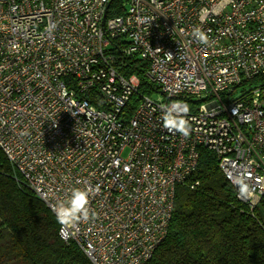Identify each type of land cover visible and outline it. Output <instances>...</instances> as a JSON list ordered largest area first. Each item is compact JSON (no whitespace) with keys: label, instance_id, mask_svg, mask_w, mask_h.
Masks as SVG:
<instances>
[{"label":"built area","instance_id":"1","mask_svg":"<svg viewBox=\"0 0 264 264\" xmlns=\"http://www.w3.org/2000/svg\"><path fill=\"white\" fill-rule=\"evenodd\" d=\"M134 58L157 99L120 71ZM174 103L189 109L187 136L163 126ZM200 149L252 211L264 195V0H0V151L55 218L73 189H91L88 218L57 221L90 264L152 257Z\"/></svg>","mask_w":264,"mask_h":264},{"label":"trees","instance_id":"2","mask_svg":"<svg viewBox=\"0 0 264 264\" xmlns=\"http://www.w3.org/2000/svg\"><path fill=\"white\" fill-rule=\"evenodd\" d=\"M120 13L113 9L108 16ZM144 68L134 58L120 71L138 78L139 94L151 95ZM138 101L137 94L130 97L122 118ZM58 228L0 151V264H90L73 242L59 238ZM145 264H264V195L252 211L238 202L214 155L200 149L196 169L175 188L167 234Z\"/></svg>","mask_w":264,"mask_h":264},{"label":"clouds","instance_id":"3","mask_svg":"<svg viewBox=\"0 0 264 264\" xmlns=\"http://www.w3.org/2000/svg\"><path fill=\"white\" fill-rule=\"evenodd\" d=\"M193 36L202 44L208 43L207 35L200 29H194ZM188 111L187 105L184 104L174 103L170 106H165L162 117L164 128L187 136L190 131L188 121L185 118ZM90 192L91 189H73L68 202L66 204L60 203L55 207L54 212L57 221L64 225L74 222L78 217L88 218Z\"/></svg>","mask_w":264,"mask_h":264},{"label":"rangeland","instance_id":"4","mask_svg":"<svg viewBox=\"0 0 264 264\" xmlns=\"http://www.w3.org/2000/svg\"><path fill=\"white\" fill-rule=\"evenodd\" d=\"M252 84H253V85H254V84H257V80H254V81L252 82ZM239 91H240V89L235 90L234 93L232 94L231 98H232V99L236 98V97L239 95ZM150 97H151L152 99H157L159 96H158V94H157L156 92H154V93L151 94ZM126 156H127V150L125 149V150L123 151V153H122V157L125 158ZM9 166H10V165H9ZM10 167H11V166H10Z\"/></svg>","mask_w":264,"mask_h":264}]
</instances>
